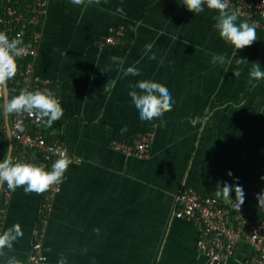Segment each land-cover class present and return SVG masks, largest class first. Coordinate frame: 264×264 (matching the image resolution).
Here are the masks:
<instances>
[{
	"label": "crops",
	"instance_id": "0c3cea01",
	"mask_svg": "<svg viewBox=\"0 0 264 264\" xmlns=\"http://www.w3.org/2000/svg\"><path fill=\"white\" fill-rule=\"evenodd\" d=\"M216 15L206 5L194 14L183 0H47L33 63L64 109L47 134L73 162L44 225L43 264H58L61 255L66 264H207L197 251L198 231L175 214L185 186L215 197L218 182L238 178L245 192L240 209L264 219L256 199L264 190V80L249 84V75L233 74L236 58L247 59L248 71L255 62L264 68V28L251 46L235 50L214 29ZM123 23L125 41L103 46L110 29ZM214 54L232 60L226 73L225 64L211 62ZM121 66L140 75L124 76ZM145 79L165 85L174 101L151 122L140 120L129 96V84ZM108 80L116 81L110 94L103 90ZM145 130L155 132L148 157L112 149V139L131 140ZM9 146L0 128V161ZM32 153L27 161L45 165ZM45 194L11 191L2 232L19 223L24 235L4 249L0 264L12 256L29 264ZM250 253L243 243L224 264H246Z\"/></svg>",
	"mask_w": 264,
	"mask_h": 264
},
{
	"label": "built area",
	"instance_id": "2783aa9c",
	"mask_svg": "<svg viewBox=\"0 0 264 264\" xmlns=\"http://www.w3.org/2000/svg\"><path fill=\"white\" fill-rule=\"evenodd\" d=\"M229 7L239 11V16L257 28H264V0H228ZM47 0H0V29L12 38L20 36L27 46L26 54L18 59L17 75L11 80L14 95L24 87L31 90L49 88L51 82L37 74L33 59L37 54L41 38L36 29L45 19ZM30 26L33 30L29 32ZM128 34L124 24L110 29L100 43L103 46L122 44ZM25 59H30L23 62ZM11 134L15 144L13 157L26 160L32 151L37 150L44 164L51 169L58 158L53 149L68 148L49 138L46 125L35 116L14 114L10 116ZM0 128L7 126L0 118ZM155 140L153 130L139 132L133 139H112L111 147L125 155L139 158L149 156ZM62 184L50 187L46 191L42 204L40 225L32 245L29 264H43L48 257L44 249L43 233L55 197L61 192ZM11 191L4 184L0 200V233L9 204ZM3 200V206L1 207ZM176 217L190 223L198 231L197 251L206 259L207 264H224L234 257L243 243H248L251 253L246 264H264V219L247 213L244 209L234 210L224 201L207 196L195 188L185 186L178 195Z\"/></svg>",
	"mask_w": 264,
	"mask_h": 264
},
{
	"label": "clouds",
	"instance_id": "9594fccd",
	"mask_svg": "<svg viewBox=\"0 0 264 264\" xmlns=\"http://www.w3.org/2000/svg\"><path fill=\"white\" fill-rule=\"evenodd\" d=\"M70 3L73 5H91L93 3L98 5L100 0H70ZM183 5L194 14L204 12L205 5L209 10L215 11L217 15L214 17V29L218 31L220 38L225 43L232 45L235 50L251 46L258 39L256 25L247 20L237 23L239 11L231 9L228 0H183ZM151 49L152 44L145 45L146 52H150ZM26 51L27 46L24 45L19 35L10 38L6 32L0 31V115L10 117L14 114H27L35 116L38 121L51 127L53 122L64 115L61 100L53 90L49 88L31 90L29 87H24L19 90L18 94H9L8 83L17 75L18 59L23 57ZM233 56H236L235 51ZM150 59H155V56L153 55ZM211 62L220 65L232 64V60L228 59L225 54H214ZM235 63L238 67L233 71V74L238 78L242 72L239 66L249 63L246 58H236ZM120 70L124 76L140 75L139 69L134 66L126 69L121 66ZM248 75L249 84L264 80V68H261L259 62L251 63ZM115 85V80H108L103 90L110 94ZM129 88L132 89L129 91V96L141 121L159 120L173 108L172 95L162 83L145 79L135 84L130 83ZM13 150L14 145H10L5 151L3 160L0 161V185L6 184L7 188L13 192L17 188L23 187L26 195L42 194L50 187L61 184L65 179V173L73 162L72 158L67 155L66 149L56 148L53 149V152L58 158L48 170L43 164L15 159ZM35 155L32 153V160H35ZM227 175L231 177L233 174L229 171ZM233 191L235 192V201L231 199L230 195ZM214 195L216 198L230 203L238 211L245 202V192L243 187L238 184V178L232 185L223 182V186H221L218 182ZM256 199L258 207L264 208V190L256 194ZM23 235L24 232L19 223L13 224L0 233V254H3L4 249L11 250L14 243ZM5 264H21V261L12 256L6 259ZM58 264H66L63 255H61Z\"/></svg>",
	"mask_w": 264,
	"mask_h": 264
},
{
	"label": "water",
	"instance_id": "95a60500",
	"mask_svg": "<svg viewBox=\"0 0 264 264\" xmlns=\"http://www.w3.org/2000/svg\"><path fill=\"white\" fill-rule=\"evenodd\" d=\"M1 31V29H0ZM9 89V86H8ZM10 94V92H9ZM5 122H6V126H7V131H8V136H9V140H10V145H13V137L11 134V124H10V117H5ZM3 185H0V200H1V191H2Z\"/></svg>",
	"mask_w": 264,
	"mask_h": 264
},
{
	"label": "rangeland",
	"instance_id": "374dc122",
	"mask_svg": "<svg viewBox=\"0 0 264 264\" xmlns=\"http://www.w3.org/2000/svg\"><path fill=\"white\" fill-rule=\"evenodd\" d=\"M243 58V57H242ZM242 67V80H244V78L245 79H247V76H248V65L246 64V65H242L241 66ZM230 69V65H228V64H225V66H224V71H223V73H226L228 70ZM226 74H224L223 76H225ZM245 88H242V91L244 90Z\"/></svg>",
	"mask_w": 264,
	"mask_h": 264
},
{
	"label": "trees",
	"instance_id": "16d2710c",
	"mask_svg": "<svg viewBox=\"0 0 264 264\" xmlns=\"http://www.w3.org/2000/svg\"><path fill=\"white\" fill-rule=\"evenodd\" d=\"M42 24V23H41ZM41 24L39 26L36 27V29L40 30L41 29ZM126 27H129L127 23H123ZM33 30V26H30L29 28V32H31ZM2 31V29H1ZM129 32V31H128ZM28 60L30 59H25L23 60V62H27ZM8 86H9V92H10V95H14V90H13V84L11 83V80L9 81L8 83ZM3 206V200H2V204H1V207Z\"/></svg>",
	"mask_w": 264,
	"mask_h": 264
}]
</instances>
